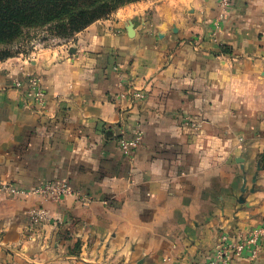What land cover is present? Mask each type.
<instances>
[{"label":"crops","instance_id":"0c3cea01","mask_svg":"<svg viewBox=\"0 0 264 264\" xmlns=\"http://www.w3.org/2000/svg\"><path fill=\"white\" fill-rule=\"evenodd\" d=\"M47 180L72 191L3 188ZM261 227L264 0H139L0 63V264H201Z\"/></svg>","mask_w":264,"mask_h":264},{"label":"trees","instance_id":"16d2710c","mask_svg":"<svg viewBox=\"0 0 264 264\" xmlns=\"http://www.w3.org/2000/svg\"><path fill=\"white\" fill-rule=\"evenodd\" d=\"M139 0H0V60L13 56V45L29 30L46 28L69 38L120 7Z\"/></svg>","mask_w":264,"mask_h":264},{"label":"built area","instance_id":"2783aa9c","mask_svg":"<svg viewBox=\"0 0 264 264\" xmlns=\"http://www.w3.org/2000/svg\"><path fill=\"white\" fill-rule=\"evenodd\" d=\"M221 7V16L226 14V9L232 0H219ZM45 91L37 79L33 80L32 90L29 96L43 104ZM141 95V94H140ZM123 148L131 152L137 145V140H124ZM3 188L10 193L16 195L38 194L48 199H60L62 196L69 194L72 188L66 181L47 180L35 187L34 189L18 188L13 184H4ZM49 219V210L38 205L29 212L30 228L33 231H39ZM264 239V227L254 229L246 235H240L237 241L231 242L227 236H223L215 248V254L212 258L202 262L201 264H230L234 257L241 256L244 251L250 249L251 253L256 255L262 248V240Z\"/></svg>","mask_w":264,"mask_h":264},{"label":"rangeland","instance_id":"374dc122","mask_svg":"<svg viewBox=\"0 0 264 264\" xmlns=\"http://www.w3.org/2000/svg\"><path fill=\"white\" fill-rule=\"evenodd\" d=\"M114 13V12H113ZM112 13V14H113ZM110 14L109 16H111ZM107 16V17H109ZM104 17V18H107ZM101 18V19H104ZM76 34L73 37L64 38V37H55L50 34L46 28H38L29 30L27 33V38L22 41L16 42L12 47L15 51L13 56L0 60L4 62L10 58L19 57L22 59V56L26 59H32L38 52L43 48H54V47H63L64 49L67 46L72 47L75 43ZM74 48L72 49V52Z\"/></svg>","mask_w":264,"mask_h":264}]
</instances>
